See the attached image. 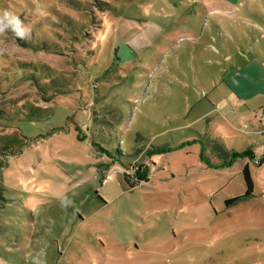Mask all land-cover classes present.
<instances>
[{
  "label": "rangeland",
  "instance_id": "rangeland-1",
  "mask_svg": "<svg viewBox=\"0 0 264 264\" xmlns=\"http://www.w3.org/2000/svg\"><path fill=\"white\" fill-rule=\"evenodd\" d=\"M4 11L0 264H264V0Z\"/></svg>",
  "mask_w": 264,
  "mask_h": 264
},
{
  "label": "clouds",
  "instance_id": "clouds-1",
  "mask_svg": "<svg viewBox=\"0 0 264 264\" xmlns=\"http://www.w3.org/2000/svg\"><path fill=\"white\" fill-rule=\"evenodd\" d=\"M6 31H11L16 37L25 39L26 33L29 37L31 30L22 23L19 16L4 11L0 13V35H3ZM2 43L3 41H0V44Z\"/></svg>",
  "mask_w": 264,
  "mask_h": 264
},
{
  "label": "trees",
  "instance_id": "trees-1",
  "mask_svg": "<svg viewBox=\"0 0 264 264\" xmlns=\"http://www.w3.org/2000/svg\"><path fill=\"white\" fill-rule=\"evenodd\" d=\"M220 143L218 142H214V149L217 151V153H225V154H230L233 158H242L243 155L238 152V151H232L229 152L227 150V148L220 146ZM264 161H262L263 163ZM230 165V163H228V166ZM243 175H244V180L246 182V186H247V191H246V197H251L253 196V189H254V182L252 179V175H251V171H250V165L247 164L245 165L243 171H242ZM237 199L231 200L229 203H234L236 202Z\"/></svg>",
  "mask_w": 264,
  "mask_h": 264
}]
</instances>
